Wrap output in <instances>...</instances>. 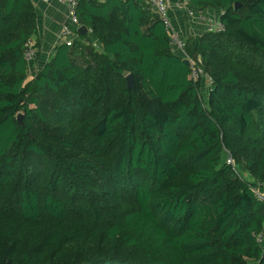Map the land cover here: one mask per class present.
Instances as JSON below:
<instances>
[{"label":"trees","instance_id":"1","mask_svg":"<svg viewBox=\"0 0 264 264\" xmlns=\"http://www.w3.org/2000/svg\"><path fill=\"white\" fill-rule=\"evenodd\" d=\"M185 2L222 12L185 42L205 102L140 0H79L39 71L32 0H0V264H264V0Z\"/></svg>","mask_w":264,"mask_h":264},{"label":"built area","instance_id":"2","mask_svg":"<svg viewBox=\"0 0 264 264\" xmlns=\"http://www.w3.org/2000/svg\"><path fill=\"white\" fill-rule=\"evenodd\" d=\"M60 4L66 7L68 22L62 27L60 32V44H65L66 46H72L75 40H77V33H75L76 29H79L81 26L79 24L78 16H77V8L79 0H56ZM102 2L108 0H101ZM126 1V0H121ZM143 5L149 10L152 14H154L158 19H160L164 25L165 31L169 35L170 44L172 49L178 51V53L182 56L183 60H187L189 63V78L194 82H200L202 87L201 93L203 95L204 102L208 97L209 92L213 89V79L212 77L204 70L202 67L201 59L198 57L196 60H192L189 58L185 51V42L181 40L178 31L175 29L173 22L170 19V6L168 0H140ZM178 9H185L188 17L193 18L197 17L198 19L204 21L206 26V31L211 33H218L223 30V24L220 21V15H214L211 13H199L195 11H190L187 9L185 0H180V2L176 5ZM90 32V31H89ZM88 44V42H87ZM37 57V50L35 49L34 43L29 42L28 47L24 52V58L27 62L29 72H34V63ZM33 66V67H32ZM225 163L232 167V170L236 172V163L233 157L226 153ZM264 193V192H262ZM261 192L258 193L256 191L257 197L264 201V194ZM260 244H264V238L258 237L257 240Z\"/></svg>","mask_w":264,"mask_h":264},{"label":"crops","instance_id":"3","mask_svg":"<svg viewBox=\"0 0 264 264\" xmlns=\"http://www.w3.org/2000/svg\"><path fill=\"white\" fill-rule=\"evenodd\" d=\"M102 2L101 0H95ZM35 14L37 39L40 44V56L35 63V68L39 71L53 55L54 49L60 44V32L62 27L68 22L66 7L56 0H32ZM170 6V19L175 29L178 31L181 40L190 41L200 36L206 31L204 21L197 17L190 18L187 16L185 9H178L176 5L180 0H168ZM206 13L220 15V10H205ZM90 33V32H89ZM94 45L99 47L98 42ZM173 52L178 51L173 48Z\"/></svg>","mask_w":264,"mask_h":264},{"label":"water","instance_id":"4","mask_svg":"<svg viewBox=\"0 0 264 264\" xmlns=\"http://www.w3.org/2000/svg\"><path fill=\"white\" fill-rule=\"evenodd\" d=\"M238 6H239V4H235L234 8H237ZM156 16H157V15H156ZM78 32H79V33H82V34H87V33H88V29H87L85 26H81V27L78 29ZM183 63H184V65H186V66L189 65V63H188L187 60H183ZM126 81H127V88H128V89H132V88L134 87V81H133L132 76H131V75H128V76L126 77ZM17 119H18V122H19L20 124H22V115L19 114V115L17 116Z\"/></svg>","mask_w":264,"mask_h":264},{"label":"rangeland","instance_id":"5","mask_svg":"<svg viewBox=\"0 0 264 264\" xmlns=\"http://www.w3.org/2000/svg\"><path fill=\"white\" fill-rule=\"evenodd\" d=\"M88 33H89V30H88ZM98 46L97 45H95V48H97ZM97 49H100L99 47L97 48ZM34 74V72H31L30 73V76H32ZM246 177V176H245ZM247 178V177H246ZM247 179H249V178H247Z\"/></svg>","mask_w":264,"mask_h":264}]
</instances>
